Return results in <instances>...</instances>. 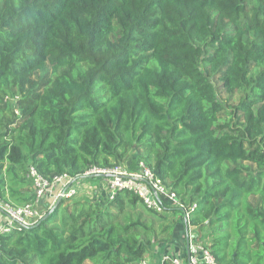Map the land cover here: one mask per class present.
Here are the masks:
<instances>
[{
    "label": "trees",
    "instance_id": "trees-1",
    "mask_svg": "<svg viewBox=\"0 0 264 264\" xmlns=\"http://www.w3.org/2000/svg\"><path fill=\"white\" fill-rule=\"evenodd\" d=\"M129 149L216 264H264V0H0V198L35 200L29 165L80 177ZM41 218L0 234V264H137L168 220L130 190Z\"/></svg>",
    "mask_w": 264,
    "mask_h": 264
},
{
    "label": "built area",
    "instance_id": "built-area-1",
    "mask_svg": "<svg viewBox=\"0 0 264 264\" xmlns=\"http://www.w3.org/2000/svg\"><path fill=\"white\" fill-rule=\"evenodd\" d=\"M89 176L103 179L106 182L108 200H111L117 191L130 190L140 198L142 204L149 210L165 214L171 208H176L183 212L187 227V257L181 259L163 254L158 264H165L166 262L168 264H216L207 244L200 240L198 233L191 232L192 226L187 224L188 211L192 210L195 204L190 207L186 206L177 194L165 185L143 161H138L133 170L124 168L123 165L110 168L91 166L80 177L63 173L47 178L40 174L33 165H29L27 178L33 188L35 200L22 205H13L0 198V234L8 233L13 229L22 230L34 225L47 210L54 207L59 197L73 199L81 194L84 188L79 184V181L89 179ZM54 186H60V188L48 197L43 210H41L38 207L39 200L47 193L52 192ZM137 264L154 263L141 259Z\"/></svg>",
    "mask_w": 264,
    "mask_h": 264
},
{
    "label": "crops",
    "instance_id": "crops-1",
    "mask_svg": "<svg viewBox=\"0 0 264 264\" xmlns=\"http://www.w3.org/2000/svg\"><path fill=\"white\" fill-rule=\"evenodd\" d=\"M79 184L84 188L80 195H82L80 200H89L97 202L98 204H104L108 201V188L106 182L103 179L98 178H89L82 179L79 181ZM60 186H54L52 192L47 193L42 199L38 202V207L42 208L45 206L46 200L53 193L59 190ZM178 210L180 212L179 216H181V222L175 223V227L173 229L172 237L170 244L163 249L161 243L156 244L155 246H150L148 250L145 252L143 259H146L154 264L160 263L161 256L163 254H169L173 257H179L184 259L187 257V227L183 212L176 208H171L169 211L165 213L166 216L171 217L174 215L173 211ZM191 232L197 234V229L192 226L190 228ZM197 230V231H196Z\"/></svg>",
    "mask_w": 264,
    "mask_h": 264
},
{
    "label": "rangeland",
    "instance_id": "rangeland-1",
    "mask_svg": "<svg viewBox=\"0 0 264 264\" xmlns=\"http://www.w3.org/2000/svg\"><path fill=\"white\" fill-rule=\"evenodd\" d=\"M219 95L222 98V100L226 101L227 104H229V105L236 104L238 102V100H239V97H240V94L238 92H235L232 95L225 94L223 92L222 93L219 92ZM133 152H134L133 149H129L128 152L126 153L125 159L121 162V165H123L124 168H127L129 170L135 169L136 162H137L134 159ZM81 196L82 195L79 194L78 196L74 197L73 200L74 199H79ZM43 208L44 207H42L41 210H43ZM173 213H174L173 216H171V217L167 216V218H168L167 221L166 220H157V221L154 222L153 226H154V231H155V236L157 238V241L154 242L152 244V246H155L156 244H158L159 240H162V239L164 240L166 237H169L168 233H166V234L165 233H161V231H160L161 227L169 225L168 223H173L174 227H175V223H177L178 221L181 222L180 220H182V219H181V216H179L180 212H178V210H174ZM171 237H172V234H171ZM171 237L169 238L168 241H171ZM199 238L204 243H207L206 240L204 239V237L201 234H199ZM168 241L160 242L161 246L163 247V249H165V247L168 246V244H170V242H168Z\"/></svg>",
    "mask_w": 264,
    "mask_h": 264
},
{
    "label": "water",
    "instance_id": "water-1",
    "mask_svg": "<svg viewBox=\"0 0 264 264\" xmlns=\"http://www.w3.org/2000/svg\"><path fill=\"white\" fill-rule=\"evenodd\" d=\"M89 177H90V178H94V176H89ZM60 199H61V197H59V198L57 199V201H56L55 204H54V207L49 211V213L53 212L55 206L58 204V202L60 201ZM49 213L45 214V215L43 216V218H45ZM43 218H41V219H43ZM38 221H39V220H38Z\"/></svg>",
    "mask_w": 264,
    "mask_h": 264
}]
</instances>
